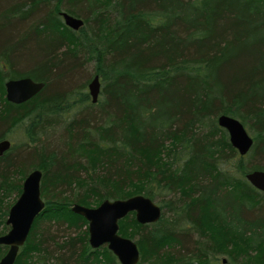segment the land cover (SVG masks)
Returning <instances> with one entry per match:
<instances>
[{"label":"trees","instance_id":"obj_1","mask_svg":"<svg viewBox=\"0 0 264 264\" xmlns=\"http://www.w3.org/2000/svg\"><path fill=\"white\" fill-rule=\"evenodd\" d=\"M62 11L84 25L70 28ZM90 67L101 81L97 110L82 92L90 78L79 86ZM27 76L44 88L8 101L5 82ZM221 114L254 134L246 155ZM51 127L66 134L54 139ZM14 128L35 145L0 157V202L19 197L33 167L46 203L15 264H120L107 245L90 246L88 221L72 205L136 194L156 201L155 189L173 194L158 222L120 220L139 264H220L205 218L264 260V192L246 178L264 170V0H0V141ZM13 204L0 205L8 230ZM48 219L75 235L53 232ZM7 250L0 244V259Z\"/></svg>","mask_w":264,"mask_h":264},{"label":"water","instance_id":"obj_2","mask_svg":"<svg viewBox=\"0 0 264 264\" xmlns=\"http://www.w3.org/2000/svg\"><path fill=\"white\" fill-rule=\"evenodd\" d=\"M61 15L67 26L79 30L84 20L66 11ZM45 86L33 78L21 77L5 82L6 98L16 104L24 103L36 96ZM92 101L97 102L101 91L99 75H95L89 83ZM218 124L226 129L232 146L240 155H246L254 144V138L246 126L236 117L221 114ZM12 147L10 139L0 141V157ZM42 170L36 168L25 177L22 192L9 209L6 220L9 230L0 235V244L8 247L0 259V264H15L22 246L28 240L32 227L45 210L46 203L42 198ZM247 180L258 190L264 192V170H253L246 174ZM74 213L82 215L88 221L89 244L93 249L103 245L116 255L120 264H139L141 251L137 242L119 233L120 220L134 213L141 224L156 223L162 217V207L150 197L136 194L127 198L105 199L97 206H86L80 203L72 205ZM225 262V260H224Z\"/></svg>","mask_w":264,"mask_h":264},{"label":"rangeland","instance_id":"obj_3","mask_svg":"<svg viewBox=\"0 0 264 264\" xmlns=\"http://www.w3.org/2000/svg\"><path fill=\"white\" fill-rule=\"evenodd\" d=\"M94 69L93 67H90L89 73H88V77L84 78L82 80L81 83H79L81 86L84 82L85 79L90 78V81L87 82V84L83 87L82 92L84 91H88V93L90 94L89 91V83L92 81V79L94 78ZM4 96L6 97V93L4 94ZM77 98V97H76ZM101 98V94H99V98L97 100V102H93V110H97L98 109V105H99V101ZM92 100V96L90 94V102ZM84 106L82 105H76L75 106V114H77L79 111H81L83 109ZM73 113H70L69 116L66 117V119H71L73 116ZM52 128V127H51ZM49 129V131L52 134L54 139L57 138V140H60L65 134L66 132H64V127H62L63 129ZM248 132L250 133L251 136H254V134L248 130ZM8 139L11 140L12 142V146L17 145V146H21L22 145V149L23 147H25V143L29 144L30 147H33L35 145V143H29V141L27 140L26 135L24 134V132L20 129V128H14L9 132V136ZM42 141H47L49 140V142L51 141V138H49V136H46L45 134L42 135L41 138ZM45 144V143H43ZM86 160L82 161L85 162ZM33 167H30L29 171H32ZM27 171V173L29 172ZM24 181V179H23ZM133 187L131 186L130 188H128L127 190H132ZM154 190V189H153ZM156 190V189H155ZM155 195H156V202L161 205V203H164L168 201L169 197L173 196V194L169 195V194H164V193H159L158 191H155ZM1 199H4L3 202H0V205L2 204H9V203H13L17 200V194L14 193L12 195H9L7 197H4V195H1ZM167 200V201H165ZM164 212H165V208ZM8 217V216H7ZM165 217L166 219H171L172 217V213L171 211H166L165 212ZM43 224L45 226L47 225H51L52 226V231L59 234L60 236H63L64 234H68L72 232V235H75L76 231L75 229H68L67 224H61V223H55L54 220H52V222L48 220H45L43 222ZM41 224V225H43ZM205 224H206V229L208 230V232H210V234L219 241V248H220V255H219V262L220 264H229V262H232V264H264V260L262 259V253L260 252L259 249L256 250H249L246 249L244 244L241 241H232L229 242L228 240H226V235L224 234L223 230L216 224L213 223L212 221H210L208 218H205ZM183 225V226H182ZM181 226L183 228L189 229L191 228V225L189 224H182ZM130 227L126 226V229L128 230ZM133 228V227H132ZM8 229L5 228L4 223H0V235L5 234L7 232ZM194 230V227H193ZM197 232L195 233V235L192 237V243H193V247L195 246V242L196 240L199 238L196 236ZM123 236L129 237V234H123ZM135 240V239H134ZM151 259H149L150 261ZM225 260V262H224ZM149 264H153L151 261L149 262Z\"/></svg>","mask_w":264,"mask_h":264}]
</instances>
